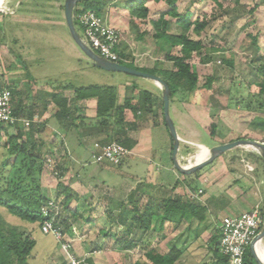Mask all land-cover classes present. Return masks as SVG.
<instances>
[{"label": "trees", "instance_id": "trees-1", "mask_svg": "<svg viewBox=\"0 0 264 264\" xmlns=\"http://www.w3.org/2000/svg\"><path fill=\"white\" fill-rule=\"evenodd\" d=\"M211 1L217 7L218 12L207 19L206 17L194 18V12L190 9L179 12L177 7L179 0H82L76 5L73 12L74 26L76 31L80 28L78 16L85 10H91L102 18L106 17L110 4L120 6L126 11L131 31H134L139 24L148 23L153 30L152 37L158 41L166 42L170 47V50L164 56V59L170 63V68L159 69L155 67L146 69L134 66L131 55L124 52L121 43L116 48V53L120 58L118 63L160 77L169 88L170 102L179 97L182 100H187L198 90L208 92L211 90L213 83L218 81V77L211 75L199 87L198 73L191 62L194 57H200V62L203 64L211 61L210 55L213 48L204 45L199 37L207 32L222 16L230 14L223 6V2L226 0ZM235 2L238 6L239 1L235 0ZM152 3L166 6V9L160 11L157 19H149ZM239 11L240 14H237ZM253 11L254 8L247 11L242 7L241 9L236 7L230 11L233 12V15H230L229 19L231 23H234L244 13L252 14ZM145 34L146 32L142 31L136 36V39L143 38ZM246 38L250 39L254 55L258 54V35L247 34ZM175 49L176 51H174ZM225 63L231 66L230 62ZM31 80L35 82L34 79L31 78ZM248 85H254L258 89L257 94L253 96V100L247 101L245 98L240 97L237 101L235 97L229 96L228 103L223 106L216 99L210 97L208 99L209 106L214 112L235 106L250 112H260L264 107V63H261L255 69ZM0 88H8L11 91L13 115L18 119L28 121L27 129L24 126L20 127V123H15L12 126H0V134L4 133L6 137L4 144L6 158L0 163V264H29V260L33 259L32 252L36 246L32 233L37 228L41 231L43 222L51 218L43 217L41 212L42 207L49 200L53 199L61 208L59 216L55 219V224L61 228L64 236L70 232L78 220L85 222H91V220L89 217L83 218L80 207L73 210L68 207L71 201L78 202V197L75 193H72L70 188L63 186L60 182H58V189H55L56 192L52 198L42 191L40 178L45 171V156L42 152L43 143L38 135L41 130L39 125L33 122L35 112L31 108H24L20 102H16L15 98L17 96L22 98V91L5 86L1 82ZM57 88L61 91L71 90L73 98L68 99L62 93L54 94L51 96L50 102L43 103V108L45 109L49 103L56 105L58 109L54 114V118L63 127L69 126L74 119H81L79 116L73 118V112L68 106L69 102L94 99L96 104L94 127L112 131V134L106 139V144L117 142L128 151L135 146L136 142L127 133L136 130L137 126L134 123L126 122V111H130L135 118L142 114L150 116L154 120L159 111L163 117V102L159 90L157 91L158 94H155L136 87L127 88V96L124 98L123 103L119 105L115 86L95 84L76 87L58 85ZM215 116V113L211 114V117ZM252 124L253 130L262 136L261 140H264V118L256 117L253 119ZM9 128L14 129V134L7 135ZM209 129L211 130V136L214 137L213 130L216 129V124H211ZM236 140L244 139L238 137L232 141ZM250 140L254 141L255 139ZM244 154L258 164L259 169L264 173V164L259 155L255 152ZM56 170L59 171V176L63 175V168L60 165L56 164ZM257 172L258 169L255 170V173ZM116 208L118 212L115 211ZM206 212L205 207L190 200H184L180 196L164 197L160 200L151 201V203L140 209L137 201L134 200V195L131 194L128 196L127 203H118L111 210H107L110 223L121 230L120 239L106 230H100L99 234L112 238L116 245L122 249H132L138 246L137 241L130 239L133 233L137 231L141 234L154 231L163 232L167 223L179 224L182 219H197L203 222L206 219ZM260 212L264 216V201L260 207ZM4 213L16 218L17 222L9 223L5 219ZM122 236H125V238ZM214 242L209 246L210 262L202 264H228V259L219 252L218 243L215 244ZM141 248L143 257L147 262L145 264H178L183 256V252L174 246L165 253L159 252L147 243L141 245ZM58 257L62 264H68V260L64 255ZM84 260L87 264H94L90 257ZM134 264L144 263L136 261ZM243 264H257L248 247L244 252Z\"/></svg>", "mask_w": 264, "mask_h": 264}, {"label": "rangeland", "instance_id": "rangeland-1", "mask_svg": "<svg viewBox=\"0 0 264 264\" xmlns=\"http://www.w3.org/2000/svg\"><path fill=\"white\" fill-rule=\"evenodd\" d=\"M65 1L22 0L23 3L20 5L9 4L10 6L15 5V15L24 14L30 18L27 21H20L13 20L12 16L7 14L0 16V81H4L5 77H10L9 70L6 69L9 63L14 65L9 66L12 67V70H18L21 73L24 81L27 82V87L33 86L31 78H35L39 85H72L76 87L95 84L118 87L127 80L140 81L142 78L106 72L90 64L88 59L77 49L69 35L64 20L63 5ZM238 1V6L235 0L223 2L224 8L230 14L222 16L207 32L199 37L204 45L213 48L210 55L211 61L203 64L200 62V57H194L191 61L198 73L199 87L211 75L218 77V81L213 83L208 92L198 90V102L202 103L203 108L207 107L210 113V116L206 117L208 130L199 129V141L210 148L217 143L214 138L219 136L232 140L238 137L244 140L257 139V142L264 144L261 142L264 141L261 140L262 136L257 134L252 127L253 119L256 117L264 118V107L258 113L246 111L236 106L214 112L208 104L210 97L216 99L223 106L228 103L229 96L235 97L236 100L240 97L247 101L253 100V96L258 91L257 87L249 86L248 82L252 79L255 69L264 63V0ZM177 7L179 12L190 9L194 12V18L206 17L209 19L212 14L218 12L211 0H179ZM236 7L240 9L242 7L247 11L254 8V11L252 14L244 13L234 23H231L229 18L233 12L230 11ZM164 9H166L165 5L152 3L149 19H157L160 11ZM237 14H240V11ZM106 19L111 26L120 30L121 47L124 52L131 55L134 65L146 69L170 68V63L164 59L170 47L166 42L158 41L152 37L151 25L148 23L139 24L134 31H131L126 11L120 6H113L112 4L108 6ZM77 31L78 35L85 41L81 28ZM142 31L146 32L145 36L137 40L136 36ZM247 34L258 35L257 46L259 50L256 55L253 53L250 39L246 38ZM191 37L195 38L194 36ZM225 62H230L231 66ZM150 83L153 82L150 81ZM179 99L181 98L179 97ZM203 103H207L208 106L203 105ZM212 113H215L216 116L211 117ZM213 123L216 124V129L213 130L214 137L211 136L209 129ZM45 141L46 147L49 141ZM5 142L6 137L0 134V163L6 158ZM201 148L200 146L195 147L197 153L202 151ZM245 150L254 152L248 148ZM87 157L88 159L84 157L82 163H73V168L81 180L87 177V171L90 168H95L89 156ZM48 158L54 160L50 155L45 156V171L40 180L42 191L51 195L53 191H56L55 189H58V182L66 187L69 186V182L63 180V176H59L55 161L48 163ZM104 176L105 174L96 172L93 179H89V181L101 182V180L104 181L102 179ZM262 178V193L264 195V173H262ZM71 191L74 193L73 190ZM100 195V192H97L95 196L91 197L93 206L96 207L94 208L95 211H85L83 206H71L72 210L75 207H80L83 218L89 217L91 220V222L78 220L71 232L65 234V240L70 245L69 253L73 257L78 259L90 257L94 264H134L136 261L145 264L147 262L143 257L141 245L147 243L159 252L165 253L174 244L167 242V225H165L163 232L154 231L141 234L137 231L133 233L130 239L137 241L138 246L132 249H122L116 245L112 238L101 236L99 231L106 230L120 239L121 230L112 225L104 213L107 208L110 209L112 206L114 208L115 205L107 200H102ZM77 197L79 201L80 196L77 195ZM86 199H90V197L87 196ZM3 215L9 223L17 222L16 218L6 213ZM122 237L125 238V236ZM32 238L36 241V246L32 252L33 259L29 260V264H62L58 256L64 255L66 257V255L51 235H44L37 228L33 231ZM208 241L207 236L201 242L194 243L192 241L189 243L188 252L182 256L178 264L209 263L211 254L209 246H207ZM175 245L179 247L180 243L175 242ZM257 248L264 252L262 241L257 244Z\"/></svg>", "mask_w": 264, "mask_h": 264}, {"label": "crops", "instance_id": "crops-1", "mask_svg": "<svg viewBox=\"0 0 264 264\" xmlns=\"http://www.w3.org/2000/svg\"><path fill=\"white\" fill-rule=\"evenodd\" d=\"M10 3L20 5L23 2L22 0H0L1 17L7 14L12 16L13 20L20 21H27L30 18L24 14L15 15V5L10 6ZM31 20L33 21L32 17ZM104 20L109 24L106 17ZM9 66L14 65L9 63ZM9 66L6 69L9 70L10 77H5L4 81L0 82L5 86L22 91V98L17 96L16 102H20L24 108H31L35 112L33 122L38 124L41 130L38 135L43 143L44 156L50 155L54 160L48 159L51 162L55 161L63 168V180H68V187L80 196L78 202L74 201L69 204L70 209L72 205H78L83 206L85 211H93L96 207L93 206L91 197L95 196L97 192H100L102 200H107L116 206L118 203H127L128 196L132 194L140 209L151 201L180 196L184 200H190L205 207L207 210L206 219L203 222L197 219H182L179 224L167 223V242L174 243L171 247H177L185 255L188 252V244L192 241L194 243L201 242L208 236L207 246H211L213 241L216 244L223 218L236 217L251 211L255 206L261 207L264 201L262 172L258 164L245 156L244 153L247 152L245 149L238 148L229 151L231 153L226 152L191 175H183L174 168L172 139L160 111L154 120L150 116L142 114L135 118L130 111H126V122L134 123L137 126L136 130L127 133L130 138L135 140V146L118 167L107 163L97 164L94 162V155L98 152V147L106 144V139L112 134V131L94 127L95 100L69 102L68 106L73 112V118L79 116L81 119H74L65 128L54 118L57 106L49 103L44 109L43 103L50 102L52 95L60 93L71 99L73 98L72 91H61L57 88L58 85H39L35 78H33L35 80L33 86L27 87V82L24 81L21 73L18 70H12V67ZM150 81L142 78L140 81L127 80L124 84L118 85L116 87L117 103L119 105L123 103L127 96L126 89L130 87L158 94V87L153 81H151L153 83ZM198 99L197 91L187 100L174 98L169 105L170 117L180 140L177 161L182 166L187 165L189 159L192 164L199 163L197 161L207 156L204 150L207 151L210 148L199 141V129H207V116H210V113L205 107L208 106L207 103H203L205 105L203 108ZM20 127H23L22 123H20ZM1 134L4 136V133ZM12 134H14V129L9 128L7 135ZM214 139L217 143L213 147L232 141V139L223 136ZM45 140L49 141L47 148ZM199 146L204 150L201 148L202 151L197 153L195 147ZM87 156L95 168H90L87 171V177L81 180L73 168V163H82L84 157L88 159ZM248 165L252 170L247 171ZM257 169L258 172L255 173ZM96 172L105 174L102 178L104 181L101 180L97 183L89 181V179H93ZM55 192L53 191L49 196H54ZM87 196L90 199H86ZM111 208L113 206L105 210L106 217L107 210H111ZM115 211L118 212V209L116 208ZM107 219L110 222L108 217ZM175 242H179L180 246L175 245ZM262 249L264 250V239L262 240Z\"/></svg>", "mask_w": 264, "mask_h": 264}, {"label": "built area", "instance_id": "built-area-1", "mask_svg": "<svg viewBox=\"0 0 264 264\" xmlns=\"http://www.w3.org/2000/svg\"><path fill=\"white\" fill-rule=\"evenodd\" d=\"M78 24L84 34L85 41L81 39L86 42V45H90V49L105 60L119 62L120 58L116 53V48L122 39L117 28L109 25L104 18L91 10H85L79 14ZM15 123H22L26 129L28 127V121L18 119L13 115L11 91L8 88H0V126H12ZM129 153L117 142H111L98 147V152L94 155V162L118 167ZM47 161L51 162L50 159ZM193 165L189 159L184 167L188 168ZM248 169L252 170L249 166ZM60 211V206L53 199L42 207L43 217L51 218L43 222L41 232L44 235H51L60 244V249L66 255L68 264H87L85 258L78 259L69 253L70 245L65 240L61 228L55 224V219L59 216ZM263 223L264 216L261 214L259 206H255L251 211L239 216L222 219L217 243L220 254L228 259V264H243L244 252L247 247L249 248Z\"/></svg>", "mask_w": 264, "mask_h": 264}, {"label": "water", "instance_id": "water-1", "mask_svg": "<svg viewBox=\"0 0 264 264\" xmlns=\"http://www.w3.org/2000/svg\"><path fill=\"white\" fill-rule=\"evenodd\" d=\"M82 0H66L63 5L64 11V20L66 27L68 29L69 35L77 47V49L88 59L90 64L100 70L110 72V73H122L132 77L143 78L147 80L153 81L156 86L160 89L161 92V99L163 102V118L165 121V125L168 129V132L172 139V162L174 168L183 175H191L192 173L196 172L197 170L201 169L205 165L211 163L217 157L225 154L234 149L238 148H248L249 150H253L259 157L262 159L264 164V144L252 141V140H236L229 143L217 145L211 147L208 150V156L205 160L194 164L192 167H184L179 164L177 161V151L179 146V138L177 136L173 121L170 117L169 105H170V91L168 86L163 82V80L155 75L147 74L136 69L124 66L119 63L110 62L99 57L86 43L81 39L78 35L75 26H74V9L76 5ZM193 158V156H192ZM264 239V223L258 232V234L254 237L252 242L249 245V251L254 258L257 264H264L261 262L255 252V246L260 243Z\"/></svg>", "mask_w": 264, "mask_h": 264}, {"label": "bare ground", "instance_id": "bare-ground-1", "mask_svg": "<svg viewBox=\"0 0 264 264\" xmlns=\"http://www.w3.org/2000/svg\"><path fill=\"white\" fill-rule=\"evenodd\" d=\"M205 148V147H204ZM203 149V148H202ZM204 150V149H203ZM208 151V150H207ZM206 150H204V152H206L207 154V156H208V152H207ZM205 154V153H204ZM198 158H200V157H198ZM197 159V158H196ZM206 159V157H204V159H202V160H200V161H197V162H201V161H203V160H205ZM255 252H256V255H257V257H258V259L261 261V262H263L264 263V252L263 251H259L258 250V248H257V245L255 246Z\"/></svg>", "mask_w": 264, "mask_h": 264}]
</instances>
